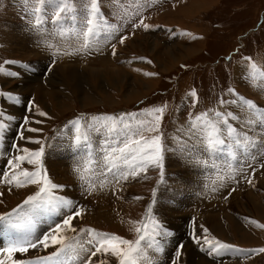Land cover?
I'll return each instance as SVG.
<instances>
[{
  "label": "rangeland",
  "instance_id": "obj_1",
  "mask_svg": "<svg viewBox=\"0 0 264 264\" xmlns=\"http://www.w3.org/2000/svg\"><path fill=\"white\" fill-rule=\"evenodd\" d=\"M137 1L138 0H123V3L117 5L115 0H110L105 2L102 0L104 9L101 3L102 12L105 15V17H107L108 21L110 18L111 23H114L121 28V31L119 33L111 34L112 38H110V36L102 35L99 39L102 38L104 39L100 42V44H98L102 49L106 50L108 48L107 52L111 57L110 61L112 62L113 65L112 64L108 65L106 71L112 72L113 70L114 74L108 73L105 75L104 71L101 68L103 63H98L97 61L94 62L80 61L77 63L73 62L74 60H76L75 57L77 56V52L75 51V48L81 47L83 42L82 36L79 38H77L76 36V32L80 31L79 28L75 29L74 31L69 29L68 32L63 36H61L59 33L54 35V37H56L54 40L56 42L60 40L62 41V44L64 43V41L70 40L71 46L67 48L74 51L73 56L70 57L71 60L70 64L72 65V67L74 68L76 67L75 70H77L79 74L82 73L81 76L82 75L85 76L86 72H88L89 70L94 72L95 77L92 79V82L88 81L87 79H82V82L86 85V87L83 89L84 93L88 92V94L94 97V101L84 102L83 99L68 93L67 101L63 99L64 101L61 100L57 102L56 100H54L53 102H55L57 106L55 105L54 107V105L46 103L42 107V105H40L39 102L36 103V99L34 98V96H32V94H29V91L27 89L23 88L24 85L23 82L26 81L27 78L32 80L31 78L34 77V75L32 76L33 71H29L28 74L30 77H26L25 74L23 73L24 72L23 70L25 69H23L22 67H18L19 64H29V65L34 64L36 62L35 57H27L22 54L19 55L18 52H14L13 50H10V47L7 44H4L5 38L1 39L4 33V29L9 24L7 20L9 16H12V19H14L15 17L16 22H18L16 23L17 25L14 24V26L20 27L24 23H27L29 21L34 23L35 21L34 10L36 7H39L40 5L38 4V0H32V2L27 7L22 2H20V0H4L3 6H0V67L4 68L3 73L10 71H18L20 75H22V77L19 75L17 78H11L5 81L0 80V91L10 90L14 94H19L21 98V103L15 106L25 107L24 115H22V113H20L19 115L15 111L13 104L6 102L4 99H0V112H4L6 114L10 113L13 116H15V121H13V124L11 123V127H10V129H12L15 126L17 132L14 135V139L12 140V145L14 144L20 145L21 143L20 141H23L25 143V146L21 148L26 147L29 150H37L39 145L32 143L30 141L35 139H40L41 142L45 144V151H46L47 145L51 143L50 142L51 139L55 138L56 136H59V134L60 136H62L65 131L72 133V135L76 134L74 126L69 124V122L74 119H79L81 121V124L85 123V121L87 120L91 123L90 125L93 126L94 124H96V121L93 120V117H104V116L114 117L117 114H120V116H122L123 114H138V113H142L145 109L156 106L165 108V111L163 113V119L160 126V134L162 135L161 143L163 146L164 164L166 162L165 159H167V157L169 156L167 155L169 154L168 148H170V145L172 143L178 142L175 141V138L176 139L179 138L182 132L181 130H183V127L189 126L190 119L194 118L196 115H199L200 113H205V112H207L208 117H210L212 116V110L221 111V112L231 111L239 118L238 120L229 119V123L236 128L237 133L238 134L247 133L249 143L264 144V140L259 139L261 137L258 138L257 134L256 137L249 136V134H252L255 129H257L256 131L259 132V135H263V137H264V132L260 130L259 124L247 123L248 115L246 112H242L237 105L221 106L219 104L220 98H223L225 100L236 99V97L231 96L227 93L228 88H233L240 96H243L246 99L254 101L255 104L258 105L261 110H264V103L261 104L262 102H259L262 98H264V78H261L258 75L257 79L254 81L251 78L250 64L248 61L243 59L245 57H250L251 63H255L259 71L264 72V0H214L213 2L205 6L199 7L196 5L197 7L194 6L192 8L191 6L193 3H191V1L189 2L188 0H144L145 2L138 4ZM68 2L71 3V0H68ZM85 2H88V0H85ZM131 4H133L134 6L131 10H127V9L126 11L123 10L122 7ZM75 7L77 8L83 7V4L80 3V0H76ZM107 7L109 10L111 9V12L115 17L116 14L118 15L120 13H123V17L121 18L124 20L120 22L119 20H114L113 18H111V16L108 15ZM118 8L120 9V11H118ZM178 8L180 10L189 9L190 12L192 11L191 13H189L186 22L184 21V19H182L183 21L181 22H175V21L172 22L171 20H170L171 22H168L167 20L164 19L165 16L169 17L168 15H174L173 12L179 10ZM25 13H32L31 15L28 16L27 20L24 18ZM51 14H52V9L49 7L48 19L45 25L47 31L41 33L44 36H51L49 35L50 29L52 30L51 33L57 32V30L53 28L52 24H50ZM141 15L145 17L144 22L149 24L151 27L148 30H144L143 28H136L135 30H133L131 27L132 23L138 22ZM159 16H161V19ZM179 18H181V16ZM185 30L191 32L193 36L197 38L193 39L192 37L182 35L181 32ZM120 35L128 36V39L125 41L123 45L118 43V37ZM46 42L49 43V41ZM113 43L116 44L117 55L115 56L112 55L111 45ZM98 45L94 46L95 47L94 50ZM166 47L169 48V51H171V54L173 55L174 58L172 64H169V66L167 67L164 66L165 55H163L164 50H167ZM93 55L95 54L93 53ZM140 57L145 58V60H151L153 63L148 64L144 61H141L140 59H138ZM91 58H97L98 60L101 57H91ZM43 59L49 61L47 62L50 65L48 64V66H46L48 67V69L49 66H51L50 69H53L55 65H57V67L61 65L58 61H55V63L53 64L52 63L53 60H51L50 54L48 53H45ZM83 59H89V57L78 58L77 60H83ZM46 60H44V64ZM5 61H13L16 63L5 65L4 63ZM182 65L186 67H182ZM114 66L115 67L118 66L119 68H115ZM118 70L120 73V77L123 76L121 78L122 80L124 79V73L126 74L125 80L121 84L120 89H116L117 86H116L115 77H116V71ZM141 70L143 71L145 70L144 72L156 73L157 75H154L152 76V78H150L151 76L143 75L144 73L141 74L140 72ZM132 74L142 76L141 77L142 79H140L139 77L136 79L138 84L140 83L139 85L142 86L141 90L143 91L138 95L137 94L135 95V93L129 91L130 89H134ZM110 77L112 78L115 85L110 81ZM147 79H149L150 81ZM104 81L107 83L108 86H106L105 83H103ZM88 82H90L91 84ZM101 85H105L104 86L105 89H103ZM111 86H114L115 88H112ZM100 87L102 88V90L98 91V88ZM193 89L197 92V103L195 107L192 106L193 100L188 95V93ZM29 98L33 99L35 105L37 106L39 105L40 108L38 106V108H33L31 111H29L28 105L26 104V100ZM40 98L42 99V97ZM57 99H59V97H57ZM84 103L86 104L82 106V104ZM58 104L62 105L63 107L61 109L58 108ZM40 110L46 112L47 117L38 116L37 112ZM190 113L192 114L191 118L189 116ZM25 114L31 121L27 125L23 124V117L25 116ZM21 116L23 117L21 118ZM18 119L20 121H18ZM141 119H150V117L143 116L142 118L141 116ZM36 120H40L41 123H35ZM28 128H38L41 131L30 132L27 130ZM20 132H23V135L25 134L29 139H25L26 141L24 139L20 140V136H19L17 140V135ZM81 134L82 135L85 134L84 129H81ZM154 134L155 133H146V135L149 136ZM108 136L109 134L104 136L101 135L99 136V138H102V140H106ZM222 137H224L226 143H228L226 134L225 136L223 134ZM66 139H68V137L64 139V142ZM15 140L18 142H16ZM90 141L92 144V149L94 148V145L101 146L104 144V142H94L92 140ZM263 144L255 147L250 146L248 147L247 152H245L242 147L234 146L235 149L232 150L230 155L228 156L227 154L224 156L225 159L224 164L219 165L220 167H217V169L219 170L222 169V172H224L223 168L226 169L228 167L226 170H230L231 172L237 171V173L235 172L234 173L237 175L239 174V176L242 173L240 177L242 176L244 177L245 175L249 174L248 176L252 178L251 168L254 167L255 171H260V173L259 172H255V173L264 176L263 174L264 167H261V165H264V147H262ZM82 147H85L83 143H81L80 146H77L76 143H74L68 148V154L70 155L71 159L74 156L75 151ZM15 154L17 153L16 150L14 149V152L9 154V157L11 158ZM254 157L256 158L257 162L255 161ZM10 158H6L5 162L0 166V179H3V173L8 171L7 159ZM206 158H207V160H205L206 164L205 163L201 164L202 162L201 159V161L199 162L200 169L194 171V174L203 173L204 176L208 177L211 171L214 172V170L212 169H215L214 167L210 166L208 162L209 161L213 162L218 160L220 163V157L217 158V157L206 156ZM255 163H257L258 165H255ZM73 164L74 167H79V163L77 161L73 162ZM22 167L27 168L28 170H33L32 165L23 164ZM237 167L238 168L240 167L239 170ZM171 168L175 170V167H171ZM243 168H245L244 169L245 174H243V172L240 171ZM174 170H170L167 172L166 166L164 165V174L162 178L160 175V170L154 166H150L146 173H140L138 175L139 176L138 184H135V186L133 185L131 188H128L129 191L128 190L126 191V197L128 199L132 197L131 200L129 202L126 201L127 205H125V201L123 200L120 201L123 204V207L121 208L126 207V209L124 208L123 212L119 214L120 219L117 223L110 220H105L104 222H100L99 219H97L98 222L85 221L84 223V221L81 220V222L79 221L80 223L79 222L76 223L75 228L77 230L82 228L84 229L90 228L100 232L117 234L129 240H135L137 238L135 228L139 227L140 225L134 222H139L142 219H144L147 216L148 206L152 205V208L155 211L153 212V214L158 219L160 217V220L162 219L161 222L164 223L170 231L173 230V228L170 226V223L168 222L170 221L173 222L174 218L179 219V217L183 215L187 217V215L189 214L190 215L189 217L191 218L188 219V221L186 222L187 223L186 230L187 231L191 230V232L195 233L198 236L201 235L203 237L205 235L206 237H208V239L215 238L221 242L230 243L239 248L252 249V248L264 247V229L257 228L255 225H252L248 222V220L251 219L257 221V223H264V187L262 185H257L255 188H252L253 186L249 185V183L247 184V182L244 180L243 177L241 178V180H238V178L240 177L234 175L235 178L232 176L231 178H233L232 179L233 181H231L228 175L226 176L228 177L226 178V181L229 180L228 181L229 183L227 182L228 186L222 184L223 190L221 192L220 200H219V202L222 201V203L214 202L213 205H210V203L207 201L208 199L204 198L208 195L204 194L203 197L202 196L201 198L199 197L201 194L200 192L202 190L198 188L197 189L195 188L193 189V191L190 190L189 192L182 194H180L179 192L178 195L177 189L179 190L181 185L189 186L190 188L191 186L187 184L188 182L182 183L183 182L182 178L181 177L177 178V171L173 173ZM167 174L168 176L172 175V182L171 181L169 182L168 179H165V176H167ZM99 179L106 180L105 178L102 179L99 178ZM214 179L216 178L211 179L212 182H215ZM127 180H129V178ZM211 180H209V182ZM164 181H166L167 184L171 186V188H172V184L173 187L175 186L179 187V188L175 187L174 190L177 191L176 192L177 198L180 200V202L183 201L181 202L182 204L180 203L179 205L180 207L177 209L179 211L183 210L184 212L180 211L182 214L178 213L176 215V213L174 212L175 214L173 213L172 215L173 210L169 208L170 207L169 203L166 202L171 199L165 200L167 208L165 210L163 209V206L166 205L165 203L162 202L166 197H168V194L166 192L164 193L162 192L164 191L162 189L163 187H160L159 184L161 182L164 184ZM80 182L81 184H83L81 180ZM192 182H193V178L191 179L190 183ZM92 183H94L95 185V190L92 193L103 191L102 188L96 185L95 179ZM122 183L127 184L124 181ZM216 184L217 183L215 182V185ZM217 185L219 186V183ZM237 186H241V187H237ZM33 187L34 188L32 192H30L29 194H33L35 191L38 190L36 185H33ZM82 187L84 188V191L87 193L85 184H83ZM238 188L240 190H237ZM233 189H235V191L232 192ZM153 190H155V195H153ZM196 190L197 192H199L197 193L199 197L198 199H200V201L202 200L203 203L204 202L206 203V204L204 203L205 205H202L200 208L196 206V201H195V199H197V194L195 193ZM228 193L231 194L229 195ZM29 194L22 192L20 193L19 196H14L11 200H8V198L2 199L1 197L0 200H2V203H0V213L15 207L18 203L22 201V199H24ZM54 194L62 195L59 189L54 190ZM234 194L236 195V197ZM186 195L188 200L186 199ZM82 197H83L82 199L86 198L87 194H85ZM137 197H139V199H137ZM225 197H227V199H225ZM18 198H22V199L15 204V201ZM181 198L184 199L182 200ZM222 199L227 203H225ZM159 201H161L162 205L159 206L160 209H155L154 204ZM207 204L210 207H207L206 206ZM192 208H193V212H192ZM89 210H91V208ZM163 210L165 211L164 213L162 212ZM188 211L191 212L189 213ZM212 213H214L216 216H219L220 213H222V216H220V220L218 221V223L222 224L224 229L229 228L230 226L231 228L234 227L231 224L233 222L231 220L234 219L236 221L235 225L237 226L236 230L238 228L237 236L233 237L232 235V233H234L233 229H231L232 231L229 229L230 233H224V234L217 230H214V228L210 226L209 224L210 222H207L206 219L207 214H212ZM227 214L232 218L231 220L229 219ZM195 215L200 216V219L195 218ZM169 216L172 219H169ZM175 222L176 221H174V223ZM188 223H189V227H188ZM200 224L203 225V227L208 230L206 234L202 231ZM2 227H4V229L7 228V226L4 224L0 226V228ZM187 231H185L186 234ZM196 231H200L202 232V234ZM11 233H12L11 229L8 228L7 230L3 231L2 237H9ZM241 233L243 235H241ZM188 235L189 234H187V236ZM224 235H227L228 238L227 236ZM248 237H250V239L256 237L257 242L246 243L247 241L251 242ZM240 238L241 241H244L245 243L237 241V239ZM242 238L248 240L245 241L244 239L242 240ZM179 243H184V247L185 246L186 247L183 249L185 250L188 249V245L190 247V243L188 242L187 237L186 239L183 238L181 241H179ZM193 245H195V243ZM197 246H198L197 249L201 250L199 245ZM165 248L171 252L170 257L172 258L173 254L175 253L174 251L176 249L175 246H173L174 248L173 249L172 246L167 243V245L165 244ZM53 251H55L54 247H50L48 249H42V252L36 255L31 253L26 254L23 259H32L37 256L48 255ZM162 256H163L162 254H156V257L158 259L164 258L162 260H166L165 258H167V260L169 261V262L167 261V263L171 264L172 259L169 256L168 257L166 256L162 257ZM181 258L182 257H180V260ZM107 259H108L107 264H116V258L113 259V257L107 256ZM180 260H179V264H185L183 262V259L182 261ZM250 260H252L251 264H264V254H253Z\"/></svg>",
  "mask_w": 264,
  "mask_h": 264
},
{
  "label": "snow or ice",
  "instance_id": "obj_2",
  "mask_svg": "<svg viewBox=\"0 0 264 264\" xmlns=\"http://www.w3.org/2000/svg\"><path fill=\"white\" fill-rule=\"evenodd\" d=\"M20 2L27 7L32 0H20ZM115 2L119 5L123 3V0H115ZM75 3L76 0H71V3L68 0H38L40 6L34 10L35 21L34 23L29 21L27 26L34 32L44 33L47 31L45 28L48 19V10L45 7L47 5L52 9L51 23L53 28L57 30L56 33H49V35L54 36L59 33L63 36L69 29L73 31L77 28L80 29L79 32H76V36L77 38L82 36L83 42L81 47L75 50L76 52L88 51L98 45L101 42L99 38L102 35L111 36V34L121 31L116 24L109 23L107 17L103 14L101 9L102 0H88V2L80 0V3L83 4L82 8L75 7ZM3 4L4 0H0V6H3ZM31 14L25 13L24 18L27 20ZM144 21L145 17L141 15L138 22L132 23V29L143 28L148 30L151 26ZM181 34L193 39L197 38L186 30ZM127 39V35H120L118 43L123 45ZM46 46L48 48L54 47L51 43H46ZM111 47L112 55H117L116 44L113 43ZM58 52L59 49L53 51V56L57 55ZM63 54L73 53L65 51ZM138 59L148 64L153 63L143 57ZM243 59L249 62L251 78L254 81L258 75L264 78V72L259 71L255 63H251L250 57ZM4 63L7 65L16 62L5 61ZM52 63L54 64L55 60ZM18 67H22L26 71H39L35 66L29 64H19ZM182 67L186 66L182 65ZM50 70L48 69V71ZM0 72H4L3 67H0ZM5 75L17 78L20 73L10 71L6 72ZM144 75L154 76L157 74L145 72ZM227 93L236 97V99L225 100L220 98L219 104L221 106L237 105L242 112L247 113V123L259 124L260 130L264 132V110H261L254 101L240 96L233 88H228ZM188 95L193 100L192 106L195 107L197 92L193 89ZM0 99H4L13 105L21 103L19 94H14L10 90L0 91ZM26 104L29 111L38 108L31 98L26 100ZM164 111V107L156 106L145 109L138 114H123L118 120L113 116L93 117L96 124L100 126L97 128V134L104 127H107L109 131L108 138L100 146L101 156L94 161L99 174L105 176V178L110 176L112 181L119 184L121 181H126L129 176L136 177L140 173H146L150 166H154L160 170L162 178L164 174V155L160 126ZM37 114L40 117H47V113L42 110L38 111ZM138 116H147L150 119H137ZM189 116L191 118L192 114L190 113ZM229 119L238 120L239 118L231 111L212 110V119L208 118L207 112L200 113L190 119V128L187 129V133L198 139L202 150L205 152L231 153L234 146L242 147L247 152L249 147L248 134H238L236 128L229 123ZM13 121H15V116L0 112V141L4 139ZM103 121L111 122V126L102 123ZM30 122L27 116L23 117L24 125ZM35 123H41V121L36 120ZM69 124L75 128L76 145L80 146L83 140L84 146L88 148L91 155L92 144L88 135L81 134V121L74 119ZM89 127H92V125H89ZM207 129H210V131H207ZM27 130L30 132L41 131L38 128H28ZM146 133L155 134L149 136ZM224 133H226L228 143L224 138H221ZM18 135L20 139H29L24 137L23 132L18 133ZM30 142L39 145L38 149L29 150L28 148H20L19 145H12V148L18 154L7 160L9 171L4 172L3 179H0V183L16 188H23L28 185H36L38 188L37 191L27 195L15 207L0 213V224H4L13 230L6 245L0 247V264H76V262H79V264H96L93 258L98 255L115 257L116 264H142L144 261L147 264H158L157 261L150 258L148 250L153 251L155 254H163L165 244L173 233L153 214L152 205L148 206L147 216L144 219L134 222L140 225L135 228L137 234L135 240L90 228L77 230L72 222L84 215L83 208L70 197L54 194V190H63L65 186L53 183L43 167L45 144L40 139L31 140ZM252 146L255 147V144H252ZM171 150L187 164L195 159V154L200 149L182 144ZM23 164L32 165L33 170L23 168ZM261 167H264V165H261ZM240 171L244 172V169ZM73 172L79 174V179L85 182L86 191L91 195L95 190L94 183L86 181L79 167H74ZM254 175L255 168L252 169V176ZM243 178L247 183L252 184L250 176L245 175ZM220 179L222 180L223 177H220ZM105 182V180L100 181V186L103 187ZM9 191H11V187ZM232 191H235V189ZM2 195L3 193H0V196ZM153 195H155V190H153ZM0 203H2V200H0ZM53 216H62V219L59 221L52 220L51 224H48L49 219ZM248 222L257 228L264 229V223H257V221L251 219ZM42 224H47V230L39 233L38 228ZM200 227L205 234L208 232L203 225ZM66 233H72L73 235H67ZM85 234L88 237L87 239H84ZM192 240L200 246L201 251H205L206 255L211 258H220L236 253L237 258H240V254H242L244 259H249L253 254H264V247L239 248L215 238H201L195 233L192 234ZM50 247H54L55 251L48 255H41L32 259H19L16 257V254H28L30 249H48ZM183 247L184 245L181 243L175 245L176 251L172 256L171 264H179ZM99 264H107V261L100 260Z\"/></svg>",
  "mask_w": 264,
  "mask_h": 264
},
{
  "label": "bare ground",
  "instance_id": "obj_3",
  "mask_svg": "<svg viewBox=\"0 0 264 264\" xmlns=\"http://www.w3.org/2000/svg\"><path fill=\"white\" fill-rule=\"evenodd\" d=\"M103 1L105 2V1H110V0H103ZM188 1L189 2L191 1V3H193L192 6H191V8H192V7L196 6V5L199 6V7L205 6V5L213 2L214 0H188ZM142 2H145V1L144 0H138L137 1V4L138 3H142ZM45 7L47 8V10L49 9V7L47 5ZM102 7L104 9L103 2H102ZM129 7H130V9H129ZM133 7H134L133 4H131V5H127V6L122 7V8H123V10L126 11V9L127 10H131ZM107 9H108V7H107ZM118 11H120L119 8H118ZM191 12H190L189 9H182V10L179 9V10L173 12L174 15H168L169 17H166L165 16L164 19L167 20L168 22H171V21L172 22L173 21H175V22H181V21H183L182 19H184V21L186 22V20L188 19V15ZM180 13H183V14H180ZM108 15H110L111 18H113L114 20H119L120 22H122L124 20V19L121 18V17H123V13H120L118 15L116 14V17H115L112 14L111 9L110 10L108 9ZM171 16H173V17H171ZM180 16H181V18H179ZM159 17L161 19V16H159ZM7 20L9 22V24L4 29V33H3V36L1 38V39H4L5 38L4 39L5 40L4 41V44H7L10 47V50H13L14 52H18L19 55L22 54V55H25L27 57H35V59H36L35 60L36 62L34 61L35 63L32 64V65L33 66L35 65V67L37 69H39V71L32 72V76L34 75V77L31 78L32 80H30V79L27 78V80L23 82V84H24L23 85V88L24 89H27L29 91V94H32V96H34V98L36 99V103L39 102L40 105H42V107L46 103L52 104L55 107L56 103L53 102V101L54 100H56L57 102H59L61 100L62 101H64V100L67 101L68 100L67 99L68 98L67 97L68 93H70L72 95H75L78 98L83 99L84 102L94 101V97H92L90 94H88V92H85L84 93L83 89L86 87V85L82 82V79H87L88 81L92 82V79L95 77V74H94L93 71L89 70L88 72H86L85 76L82 75L83 76V78H82V76H81L82 73L79 74L78 71L75 70L76 67L75 68L72 67V65L70 64L71 63L70 57L73 56L74 51L71 50V49H69V48H67V47L71 46L70 40L69 41H64V43L62 44V41H60V40L58 42H56L54 40L56 37H54L52 35L51 36H44L41 33L34 32V31L30 30V27L27 26L29 22L24 23L22 26L19 27V26H14V24L18 23V22H16L15 17H14V19H12V16H9L7 18ZM110 21H111V19L109 18V23H111ZM24 22H25V20H24ZM50 24H52V23H50ZM118 28H120V27L118 26ZM49 32L51 33L52 30L50 29ZM114 37H115V35H114ZM110 38H112V36H110ZM103 39L104 38L100 39V41H102ZM107 39H108V37H107ZM46 41H49V43L53 44L54 47L53 48H48L46 46V43H47ZM77 48H80V47H76L75 50ZM94 48L95 47H93V49L91 48L90 50H88L89 52L88 51H83V50L77 52V56L75 57L76 60H74L73 62H76L77 63V62H80V61H84V62L85 61H93V62L94 61H97L98 63H103L101 68L104 71L105 75L108 74V73L109 74H114V71L113 70H112V72L106 71L107 66L112 64V62L110 61V58L111 57L109 56V54L107 52V49L108 48L106 50L105 49H102V48H100V45H98L95 50H94ZM105 48H106V46H105ZM5 49H7V48H5ZM57 49H59L58 54L55 55V56H53V54H52L53 51H56ZM166 49L167 50H164V52H163V55H165V58H164V63H165L164 66L165 67L169 66V64H172V62L174 61V58H173V55L171 54V51H169V48H167V47H166ZM65 51H68V52L73 53V54L65 55V54H63ZM45 53L50 54L51 60L56 59L55 61H58L61 65H59L58 67H57V65H55L54 67L52 66L53 69H51L50 71H48L47 70L48 67H46V66H48V64H49L48 62L49 61L46 60V59H43V57L45 56ZM93 53L96 56L93 55ZM30 54H32V55H30ZM87 57H89V59L77 60L78 58H87ZM91 57H101V58H99L97 60V58H91ZM44 60H46L45 64H44ZM93 62H91V63H93ZM79 64H81V63H79ZM130 65H132V64H130ZM69 66H71V67H69ZM50 67L51 66H49V69H50ZM115 68H119V67L116 66ZM23 71H24L23 73L25 74L26 77H30L29 74H28L29 71H25V70H23ZM144 71L141 70L140 71L141 74L142 73H145ZM125 75L126 74L124 73V79L122 80L121 78L123 76L120 77L119 70L116 71V77H115L116 78V86H117L116 89H120L121 88V84L124 82L125 77H126ZM132 75H133L132 76V81L134 82V84H133L134 85V89H130L129 91L135 93V95L136 94L138 95V94L142 93L143 91L141 90V87L142 86L139 85L140 83L138 84V82H137L136 79L138 77L140 79H142L141 78L142 76H138L136 74H132ZM20 76L22 77V75H20ZM150 78H152V76ZM7 79H11V77L5 75V73H3V72H0V80L5 81ZM149 79H147V80H149ZM110 81L114 84V82H113V80H112L111 77H110ZM90 82H88V83H90ZM103 83H105V85L108 86L105 81ZM105 85H101V87L103 89H105L104 88ZM101 87L98 88V91L99 90H102ZM111 87L112 88H115L114 86H111ZM40 97H42V99ZM57 97H59L60 100L57 99ZM103 101H104V99H103ZM259 102H262L261 104H263L264 103V98H262ZM68 103H69V101H68ZM85 104L86 103L82 104V106H84ZM13 107H14L15 111L19 115H20V113H22V115H24V113H25L24 112L25 111V109H24L25 107L24 106H22L23 107L22 108L21 106H15V105H13ZM62 107H63L62 105H59L58 104V108L61 109ZM39 108H40V106H39ZM22 109H23V111H22ZM25 116H26V114H25ZM22 117L23 116H21V118ZM114 117H116L117 120H118L119 117H120V114H117ZM211 117L212 116H210L208 118L209 119H212ZM142 118H143V116H142ZM137 119H141V116H138ZM18 121H20V120L18 119ZM11 123L13 124V122H11ZM102 123L107 124L109 127L111 126V122H109V121H103ZM90 124L91 123L89 121H87V120L85 121V123H82L81 124V129H84L85 130V134L88 135L89 139L92 140V141H94V142H105V140H102V138H99V136H101V135L102 136L108 135L109 134L108 128L107 127L101 128L100 129V133L97 134V128L100 127V126L97 125V124H94L92 127H89ZM10 127L7 130V133H6L5 137H4V139L2 141H0V166H1V164H3L5 162L6 158H10L9 157V154H11V153L14 152V148H12V140L14 139V135L17 132H16V127L15 126L12 129H10ZM188 128H190V124H189V126L183 127V130H181L182 132H181V135L179 136V138H177V139L175 138V141H178V142L172 143L170 145V148H168L169 154H167V155H169V156L167 157V159H165L166 162H165L164 165L166 166L167 172L170 171V170H174L171 167H175V170L173 171V173H175L177 171V178L181 177L182 180H183L182 183H187L188 182L187 184L191 186V188H190L189 186H182L181 185L180 189L179 190L177 189V191H178L177 194L178 195H179V192H180V194H182V193L189 192L190 190L193 191V189H195V188L197 189L198 188V189H201L202 190L200 192L201 194H200L199 197L200 198H201V196L203 197L204 194L205 195H208V196H206L204 198L208 199L207 201L210 203V205H213L214 202H219V200H220V195H221V192L223 190V187L222 186L223 185L228 186L227 185V182L229 180L226 181V178L229 177L230 180L233 181L232 180L233 178H231V177L232 176L234 177V175H237V174H235V173H237V171L236 172L234 171L235 172L234 173V172H231L230 170H226L228 167L226 169L223 168V171L224 172H222V169L221 170L217 169V167H220L219 165L224 164V162H225L224 156L227 155V154L229 156L230 153L217 152V151H213V152H205V151H203L202 148H201V145H200V143L198 141V139L197 138H193L192 136H190L187 133V129ZM256 130L257 129H255L252 134H249V136L256 137V134H257L258 135V138L261 137L259 139L264 140L263 135H259V132L256 131ZM207 131H210V129H207ZM66 132L67 131H65L64 133H66ZM64 133H63L62 136H60V134H59V136H56L55 138L51 139V141H50L51 143L49 142L50 143V144H48L49 146L47 145V148H46V151H45V155L43 157V167L47 171L48 176H49V179L53 183H56L57 185H63L64 184L65 188L63 190H60V192L62 193L63 196L72 198L73 201L77 205H80V206L82 205L81 207L84 210V215L82 217H80V218H76V219L73 220L72 223H73L74 227H76V223H78L79 221L81 222V220H83L84 223H85V221H87V222L97 221V219H99L100 222H104L105 220H110V221H113V222H116L117 223L119 221V219H120L119 214L121 212H123L124 208L126 209V207L121 208V207H123V204L120 201L121 200L125 201V205H127L126 201L129 202L131 200L132 197H130L129 199L126 197V191L128 190V188H131L133 185L135 186V184H138L139 176L133 177V178L131 176H129V180L124 181L127 184H123L122 183L123 181H121L119 184H116L114 181L111 180V177L110 176L107 177V178H105V176L100 175L99 172H98V170H97V166L94 163L95 159H97V158H99L101 156V151H100V146L99 145H94V148L92 149L91 155L89 154L88 148H86V147H82L80 149H77L75 151V153H74V156L71 159L70 155L68 154V148L71 145H73L74 143H76L75 142L76 134L72 135V133H69V132H67L66 134H64ZM225 134L226 133H224V136H225ZM24 137L27 138V136L25 134H24ZM66 137H68L69 140L66 139L65 142H64V139ZM205 137H206V132H205ZM18 138H19V135H17V140H18ZM222 138H224V137H222ZM16 142H18V141H16ZM20 142L21 143H20L19 147L20 148L21 147H24L25 146V143L23 141H20ZM81 143H83V140H82ZM182 144H187L189 147L195 146L197 149H200L198 152H196L195 159L192 160L191 162L187 163V164L182 159L178 158V154L174 153L171 150L172 148H175L178 145H182ZM252 144H255V146H259V145H261L263 143H249V147L252 146ZM262 147H264V144H263ZM233 149H235V148L233 147ZM206 156H209V157L210 156L211 157H217V158L220 157V163H219L218 160L213 161V162H211V161L208 162L210 164V166H212V167L215 168V169H212V170H214V172H212V171L210 173L208 172L209 173L208 177L207 176H204L203 173H200V174L195 173L194 174V171H196L197 169H200L199 168V162L201 161V159H202L201 164H204V163L206 164V161H205V160H207ZM254 159L256 161V158L255 157H254ZM76 161L79 163L80 171L84 174V176L86 178V181L92 183L94 181V179H95L96 180V185L99 186L100 188H102L103 191L97 192V193H92L91 195H89L88 193H86L84 191V188L82 187V185L85 184V182L82 181L83 184H81L80 179H79V174L78 173L77 174H74V172H73V168H74L73 162H76ZM232 162H233V160H232ZM245 164H247V163H245ZM255 165H258V164L255 163ZM242 166H244V165H242ZM253 166H251V167H253ZM239 168H238V170H239ZM253 168H251V169H253ZM243 169H245V168H243ZM256 170H259V169H256ZM8 171H9V168H8ZM198 172H200V171H198ZM255 172H259L260 173V171H255ZM241 174H240V176H241ZM243 174H245V173L243 172ZM255 174L256 175L252 176V184H249V185L253 186L252 188H255L257 185H262L264 187V176L259 175L258 173H255ZM247 175H249V174H247ZM226 176H228V177H226ZM237 176L240 177L239 174ZM220 177H223V180H221ZM242 177L238 178V180H241ZM99 178H101V179L102 178H105L106 179L105 180L106 182H105V184H104L103 187L100 186V181H102V180H100ZM192 178H193V182L190 183V181H191ZM212 178H216L214 180H215V182L217 184L219 183V186L217 184H216L217 185L216 186L215 185V182H212V180H211ZM165 179H168L169 182L170 181L172 182V175L171 176H168V174H167V176H165ZM173 180H174V178H173ZM209 180H211V181L209 182ZM177 184H178V181H177ZM159 186L160 187H163L162 188L164 190V191H162L163 193L166 192L168 194V197H166L162 203H165V200L166 199L167 200L168 199H171V200H168L166 202L169 203V206H170L169 208H171V210H173L172 211V215H173L174 212L176 213V215L178 213L182 214L181 212L183 210L182 211L180 210L181 211L180 212L177 209L180 207L179 205L183 201L180 202V200L177 198V194H176L177 191L174 190L175 187L177 188L178 186L173 187V184H172V188H171V186L169 184H167L166 181H164V184L161 182L159 184ZM10 187H11V191H9V188ZM237 187H241V186H237ZM33 188H34L33 185H28V186L23 187V188H16L15 186H9L7 184L0 183V193H3V195L0 196V198L1 197H2V199L3 198H8V200H11L14 196H19L20 193H22V192H25V193L29 194L30 192H32ZM237 190H240V189L238 188ZM195 193L197 194L199 192H197V190H196ZM85 194H87V197L86 198L88 200L86 198L82 199L83 198L82 196H84ZM199 197H198V194H197V199H195V198L194 199L196 201V206L200 208L202 205H205L206 203L204 202L205 203L204 204L202 200L200 201V199H198ZM235 197H236V195H235ZM22 198H18L15 201V204L18 203V201H20ZM186 199H187V195H186ZM86 200H87V202H86ZM162 203H161V201L156 202L154 204V208L155 209H160L159 206L162 205ZM219 203H222V201H220ZM225 203H227V202H225ZM165 205H166V203H165ZM206 206L207 207H210V206H208V204ZM90 208H91V210H89ZM166 208H167V205L166 206H163V209L164 210ZM105 209L108 210V211H106ZM164 210L162 211L163 213L165 212ZM226 210H228V209H226ZM64 211L66 212L67 210L65 209ZM153 212H155V211L153 210ZM188 212H186V213H188ZM192 212H193V208H192ZM169 213H171V212H169ZM189 216L190 215L188 214L187 217L183 215V216L179 217V219L178 218H174V221H176L175 223H174V221L173 222H171V221L168 222V223H170V226L173 228V230H171V231H173L172 232L173 235L168 238V240L166 242V245L168 243L173 248V246H175L177 243H179V241H181L183 238L186 239V237L188 238V242L190 243V247L188 245V249H186V250L183 249L182 256H181L182 258H181V260L179 259L180 261H182V259H183V262L185 264L186 263L187 264H213V263L214 264H251L252 260H250V258L249 259H244L242 254H240V258H237V254L236 253H231L229 255H226V256H223V257H220V258H211V257L205 255V251L198 250L197 249V247H198L197 244L195 243V245H193L194 244V242L192 240V234H193V232H191V230L190 231H187L186 230V224H187L186 222L188 221V219L191 218ZM220 216H222V213H220L219 216H216L214 213L207 214V218L206 219H207V222H210L209 224H210L211 227L214 228V230H217V231H219V232H221V233L224 234V233H230V230L233 229L234 233H232V235H233V237H236L237 236V230H238V228L236 230V227H237L235 225L236 224V221L234 219L231 220L232 218L228 215L229 219L231 221H233L231 224L235 227V230L236 231L234 230V227L231 228L230 225H229L230 226L229 228L224 229V227L222 226V224L218 223V221L220 220ZM195 218L200 219V216H198V215L196 216L195 215ZM60 219H62V216H53L51 219H49L48 224H51L52 220L59 221ZM100 219L103 220V221H101ZM159 219H160V217H159ZM169 219H172V218L169 216ZM201 222H202V220H201ZM189 223H188V227H189ZM1 225L2 224H0V226ZM4 227L0 228V247L6 245L8 239H9V237H2L3 231L8 229V227L5 228V229H4ZM45 230H47V224H42L38 228V232L39 233H42ZM11 231H13V230H11ZM185 231H187V234H189L188 236L185 233ZM196 232L202 234V232H200V231H196ZM190 233H192V234H190ZM238 233H239V231H238ZM66 234L67 235H73L72 233H66ZM241 235H243V234L241 233ZM199 236L201 238H204L205 237V238L208 239V237H206L205 235L203 237L201 235H199ZM224 236H227V235H224ZM246 237H247V235H246ZM250 237H248V238L250 239ZM87 238L88 237L85 234L84 235V239H87ZM227 238H228V236H227ZM243 239L244 238H242V240ZM247 240H245V241H247ZM237 241H240V242L245 243L244 241H241V238L240 239H237ZM250 241L251 242H248L247 241L246 243L257 242V238L255 237L253 239H250ZM181 244L184 245V243H181ZM185 247H183V248H185ZM42 249L43 248L31 249V250H29V253L36 255V254H39L40 252H42ZM174 251H176V249ZM148 254H149L150 258L153 259L154 261H157L158 264H168L167 263V261H168L167 258H165L166 260H162L164 258L158 259L156 257V254L153 251L148 250ZM25 255L16 254V257L19 258V259H23ZM162 255L163 256H166V257H168V256L170 257L171 252L168 251V249L165 248V252ZM108 259H107V256H103V255H98L97 257H94L93 258V260L96 261V264H99V261L100 260L108 261ZM113 259H115V257H113ZM112 261H115V260H112ZM76 264H79V262H76ZM142 264H147V262L144 261V262H142Z\"/></svg>",
  "mask_w": 264,
  "mask_h": 264
}]
</instances>
